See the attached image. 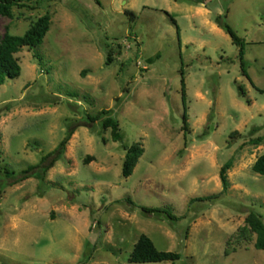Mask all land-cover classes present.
<instances>
[{"label": "rangeland", "instance_id": "obj_1", "mask_svg": "<svg viewBox=\"0 0 264 264\" xmlns=\"http://www.w3.org/2000/svg\"><path fill=\"white\" fill-rule=\"evenodd\" d=\"M46 14L42 45L22 48L20 76L0 86V185L4 166L20 174L101 111L124 139L79 126L42 195L35 178L0 189V264H264L255 235L236 238L251 211L264 220V175L252 170L264 154V0H32L0 17V37ZM219 15L245 42L248 77ZM136 143L145 152L124 178L122 145ZM143 234L181 258L131 263Z\"/></svg>", "mask_w": 264, "mask_h": 264}, {"label": "trees", "instance_id": "obj_2", "mask_svg": "<svg viewBox=\"0 0 264 264\" xmlns=\"http://www.w3.org/2000/svg\"><path fill=\"white\" fill-rule=\"evenodd\" d=\"M32 0H0V17L8 18L13 15V8L25 7L27 2ZM176 1V0H175ZM195 4L201 5L205 3V0H187ZM128 15H134L133 12H126ZM169 18L171 22L177 27L178 37H180V30L177 25V21L170 14ZM226 15H219L216 17L217 25L223 29L231 38L232 43L239 47V60L242 70V74L248 77L245 63V42L242 38L238 37L233 31L230 25L226 22ZM51 17L46 14L40 17L30 28L21 36L11 35L6 32L5 35L0 37V86L4 85L7 80L17 79L21 74V66L15 55L21 51L22 48H28L30 50L42 45L44 38L50 30ZM160 54L158 53L154 58L158 59ZM113 61L111 52L107 53L106 63L109 65ZM239 94L242 97L246 96V91L242 85L238 86ZM261 93L264 90L258 89ZM181 97L184 107L186 106L187 94L186 85L183 69H181ZM96 122H101V126L104 130H111V138L114 142H123V134L121 132L119 121L110 116V111H101L96 116H88L86 121L77 124L76 126L70 127L64 139L59 145L48 154L41 157L37 164L30 165L27 169L23 170L20 174L4 166V178L7 180L6 183L0 185V189L3 190L5 187L13 186L31 178H35L39 181L38 195L44 193L43 187L46 184V175L52 169L57 162L63 159L68 143L70 142L73 134L79 126L94 125ZM187 125V114H184V128ZM260 130V127H254L251 133H255ZM239 135L238 132L231 134V139L234 136ZM209 136L208 130H205L199 139H205ZM255 145H259L262 142V138L251 140ZM232 143V142H231ZM124 151H126L125 161L123 164L122 175L124 178H129L140 158L143 156L145 150L139 143L129 145H122ZM2 157L1 145H0V160ZM87 159L85 163H87ZM232 168V160H229L220 171V179L222 181L223 192H226L229 188V182L227 178V171ZM252 170L260 175H264V154L260 156L254 165ZM216 196H209L203 198L205 201L214 199ZM141 211L145 214L149 213H164L169 217L173 218L172 212L169 208H147L140 207ZM256 237L255 248L258 250H264V220L262 215L255 211H251L246 218V225L242 227L237 235V241L244 239H251L252 236ZM181 258V254L178 252H169L159 250L154 242L145 234L141 235L138 242L134 246V249L129 257L131 263H160L165 261H177Z\"/></svg>", "mask_w": 264, "mask_h": 264}]
</instances>
